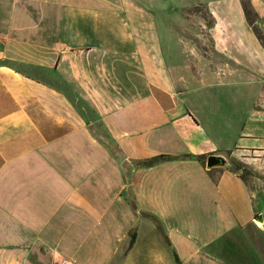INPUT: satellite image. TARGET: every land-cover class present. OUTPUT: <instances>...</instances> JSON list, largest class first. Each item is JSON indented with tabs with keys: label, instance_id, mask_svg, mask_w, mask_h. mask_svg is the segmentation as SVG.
<instances>
[{
	"label": "crops",
	"instance_id": "0c3cea01",
	"mask_svg": "<svg viewBox=\"0 0 264 264\" xmlns=\"http://www.w3.org/2000/svg\"><path fill=\"white\" fill-rule=\"evenodd\" d=\"M150 1L0 0V264H264V0Z\"/></svg>",
	"mask_w": 264,
	"mask_h": 264
},
{
	"label": "rangeland",
	"instance_id": "374dc122",
	"mask_svg": "<svg viewBox=\"0 0 264 264\" xmlns=\"http://www.w3.org/2000/svg\"><path fill=\"white\" fill-rule=\"evenodd\" d=\"M139 1L141 3L143 2V0H139ZM177 2H178L177 0H151L147 4H148V6H151L153 8V10L158 12L161 7H163L164 9H165V7H167V8L177 7ZM184 11L189 12L192 15L197 14L200 17V19L199 18L196 20L194 19V21L192 22L193 24L195 22H197V24H195V25H198V22L208 23V21H209L207 12L204 9V7L201 5L195 6V7L189 8V9H184ZM203 29L204 28H201V26L199 25L198 30H199V32H201L200 34L204 35V32L202 31ZM161 32H162V41L164 44V49H165V47H166V49L169 48L171 44H173V46H175L176 40L174 39V36L171 35L170 33H169L170 35L167 34L164 31V27H162ZM255 202L257 203L258 206H260L264 210V193L263 192L259 193L257 195V197L255 198ZM260 236H261V239L263 240V246H264V227L261 229Z\"/></svg>",
	"mask_w": 264,
	"mask_h": 264
},
{
	"label": "water",
	"instance_id": "95a60500",
	"mask_svg": "<svg viewBox=\"0 0 264 264\" xmlns=\"http://www.w3.org/2000/svg\"><path fill=\"white\" fill-rule=\"evenodd\" d=\"M227 155V153H213V154H208L205 157V167L206 169H212L215 167H221V166H226L227 164H231L229 167L232 170H236L237 174H241L244 171V167L241 166L237 168V163L235 161H231V158ZM256 221L262 222L263 221V216L258 215L255 217Z\"/></svg>",
	"mask_w": 264,
	"mask_h": 264
},
{
	"label": "trees",
	"instance_id": "16d2710c",
	"mask_svg": "<svg viewBox=\"0 0 264 264\" xmlns=\"http://www.w3.org/2000/svg\"><path fill=\"white\" fill-rule=\"evenodd\" d=\"M243 10H244V13H245L248 21H250L252 23L253 18H254V13H253L250 5L247 2L243 3ZM254 32H255L256 37L258 38L259 42L261 43V45L264 47V34L257 27H254ZM168 158L169 157L166 155H158V156L151 157V158L143 161V163L145 165H152L158 161L165 160ZM199 158L204 160V156H199ZM133 239H134V234L131 235V242L133 241Z\"/></svg>",
	"mask_w": 264,
	"mask_h": 264
}]
</instances>
